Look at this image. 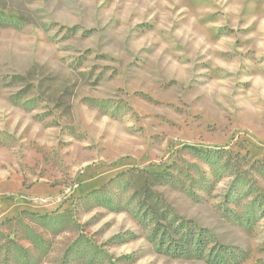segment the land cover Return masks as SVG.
I'll use <instances>...</instances> for the list:
<instances>
[{"label": "rangeland", "instance_id": "rangeland-1", "mask_svg": "<svg viewBox=\"0 0 264 264\" xmlns=\"http://www.w3.org/2000/svg\"><path fill=\"white\" fill-rule=\"evenodd\" d=\"M0 264H264V0H0Z\"/></svg>", "mask_w": 264, "mask_h": 264}]
</instances>
